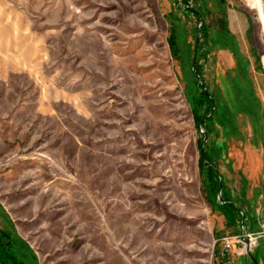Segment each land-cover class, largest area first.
I'll return each mask as SVG.
<instances>
[{
  "label": "rangeland",
  "instance_id": "374dc122",
  "mask_svg": "<svg viewBox=\"0 0 264 264\" xmlns=\"http://www.w3.org/2000/svg\"><path fill=\"white\" fill-rule=\"evenodd\" d=\"M196 42L202 77L182 63ZM211 115L212 162L254 231L264 0H0V264H264V236L221 258L242 227L203 184Z\"/></svg>",
  "mask_w": 264,
  "mask_h": 264
},
{
  "label": "trees",
  "instance_id": "16d2710c",
  "mask_svg": "<svg viewBox=\"0 0 264 264\" xmlns=\"http://www.w3.org/2000/svg\"><path fill=\"white\" fill-rule=\"evenodd\" d=\"M201 25H202V22H201ZM170 43H171V47L173 46L175 48L176 44L174 42V39H170ZM201 45H202V43H201ZM180 48L184 49L185 52H188L187 60L183 61L182 63L186 64L187 66L190 63L189 64L191 67L190 72L192 73V75L198 73L202 77V72H201L202 65L199 63L198 55L196 54L198 49H201V47L199 46V43L196 42L195 46L192 49H190L189 44H185L184 47H180ZM193 51L195 52V54H193ZM194 83H196V81H194ZM250 93H251V91H250ZM253 95H254V92H253ZM197 97H198L197 99H201V101L206 102V104L209 106L208 109L210 108L213 100L211 98L212 96L209 93L200 91V96L198 94ZM251 97H252V101L254 103H256V107L259 108V112H262V106H261V102H260L259 98L256 95H254V96L251 95ZM235 103H238V105H243L242 103H245V101L243 99H240V100L235 99ZM257 117L264 118V116H262V115L257 116ZM214 120H215V117L211 115L208 117L207 120H205L203 122V124L206 128L205 129L206 131L204 132V134L201 138L203 143H202L201 152H200L201 157H200V161H199V168H200L201 173L203 174L202 179H203L204 187L208 188L211 191V193L214 194V196L216 194V191L218 189V184H219L220 179H221L220 189L224 190V191H222L223 197L219 198V199H215V198L213 199V195H212V197H209V199L211 201V204L213 206H215V208L219 209L220 212L223 213V215L225 217L226 224L230 225L232 227H235L239 221L241 223L240 209L236 206L235 202L229 196L228 191L225 190L224 182L221 178V175L217 172L216 164L214 162H212V161H214V156H215L213 149L209 146V143H208L209 140H207V137L204 140V135H207L210 132V128H211L210 124ZM221 122L225 126V130H228L227 132H230V130L232 132H234L236 130V129L234 130V127H235L234 126L235 125L234 119L231 120V123L225 122L224 120H222ZM223 187H224V189H223ZM7 244H9V242L7 240H5L2 247L4 248L5 245H7ZM4 253H6V252L4 251ZM6 255L9 256L7 253H6ZM256 262H257V257L253 256L252 259H246L245 264H256ZM14 264H15V262H14Z\"/></svg>",
  "mask_w": 264,
  "mask_h": 264
},
{
  "label": "built area",
  "instance_id": "2783aa9c",
  "mask_svg": "<svg viewBox=\"0 0 264 264\" xmlns=\"http://www.w3.org/2000/svg\"><path fill=\"white\" fill-rule=\"evenodd\" d=\"M264 236V216H262L257 223V229L254 231L243 229L240 234L235 236H224L221 238L222 250L221 255L222 259L228 254L229 249L235 242L242 243V246H249V244L258 237ZM248 243H247V242ZM258 264V263H257ZM260 264V263H259Z\"/></svg>",
  "mask_w": 264,
  "mask_h": 264
},
{
  "label": "water",
  "instance_id": "95a60500",
  "mask_svg": "<svg viewBox=\"0 0 264 264\" xmlns=\"http://www.w3.org/2000/svg\"><path fill=\"white\" fill-rule=\"evenodd\" d=\"M206 139V135H204V140ZM220 187H221V179H220V182H219V184H218V190H220ZM244 214H243V212H242V218H241V227H242V230L244 229ZM247 242V241H246ZM248 243V242H247Z\"/></svg>",
  "mask_w": 264,
  "mask_h": 264
},
{
  "label": "crops",
  "instance_id": "0c3cea01",
  "mask_svg": "<svg viewBox=\"0 0 264 264\" xmlns=\"http://www.w3.org/2000/svg\"><path fill=\"white\" fill-rule=\"evenodd\" d=\"M18 234H20L19 232H18ZM21 235V234H20ZM21 237H23L22 235H21ZM24 239V238H23ZM260 262H258V264H259Z\"/></svg>",
  "mask_w": 264,
  "mask_h": 264
}]
</instances>
